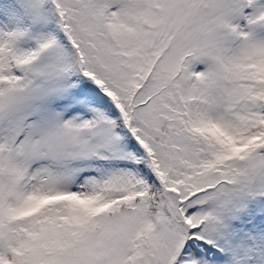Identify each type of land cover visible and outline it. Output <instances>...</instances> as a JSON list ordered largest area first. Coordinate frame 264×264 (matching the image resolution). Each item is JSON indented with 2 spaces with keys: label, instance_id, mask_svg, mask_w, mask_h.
<instances>
[{
  "label": "snow or ice",
  "instance_id": "snow-or-ice-1",
  "mask_svg": "<svg viewBox=\"0 0 264 264\" xmlns=\"http://www.w3.org/2000/svg\"><path fill=\"white\" fill-rule=\"evenodd\" d=\"M0 264H264V0H0Z\"/></svg>",
  "mask_w": 264,
  "mask_h": 264
}]
</instances>
